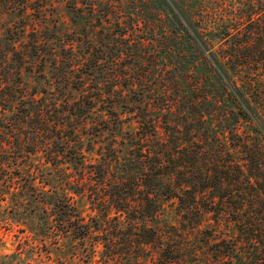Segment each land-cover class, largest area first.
I'll return each instance as SVG.
<instances>
[{"label": "trees", "instance_id": "16d2710c", "mask_svg": "<svg viewBox=\"0 0 264 264\" xmlns=\"http://www.w3.org/2000/svg\"><path fill=\"white\" fill-rule=\"evenodd\" d=\"M131 1L105 0L102 15L98 2L76 8L56 77L75 81L77 98L0 90V166L22 173L6 183L48 205L46 229L88 242L91 252L101 245L110 259L149 245L162 264L184 263L172 255L188 252L207 264L209 251L214 263L264 264V0H144V10L132 11ZM118 2L128 6L115 11ZM111 15L115 38L103 32ZM46 44L32 43L33 59L55 61ZM117 44L135 53L145 45L148 56H100ZM100 134L110 137L96 149L91 137ZM29 145L51 166L54 185L22 155ZM73 194L86 196L94 214L83 215ZM93 234L103 237L88 241Z\"/></svg>", "mask_w": 264, "mask_h": 264}, {"label": "rangeland", "instance_id": "374dc122", "mask_svg": "<svg viewBox=\"0 0 264 264\" xmlns=\"http://www.w3.org/2000/svg\"><path fill=\"white\" fill-rule=\"evenodd\" d=\"M90 2H98L95 3V8L100 10L101 15L106 11L105 0H0V52L2 53L0 54V66L3 72V75H0V90L10 94H19L23 91L35 92L37 96L43 95V92L46 91H53V93L59 94L57 98L60 101L65 98H77L81 93V89L77 90L72 87L76 84L75 81L66 84L64 78L60 76L58 79L56 76L61 74L65 68L64 66L67 65L63 63V60L67 56L68 32L76 27L74 22L80 19L75 10L76 8L88 10ZM177 2L182 5V0H177ZM188 2L189 0H186V4H189ZM127 6L128 4L126 5L123 2L112 5L115 11H118L119 8L124 10ZM143 7H145L144 0L142 2L134 0L129 4L131 11L141 10ZM198 8H200V5ZM202 8L206 7L202 6ZM93 19V15L88 16V23L92 25L93 22H90V20ZM113 19L112 15L105 17L106 23H104L105 29H103V32L112 30V37L115 38L116 35L114 34L118 33L119 29L117 30L114 25L110 24L106 27L108 22H113ZM85 22L87 21L82 18L80 26L84 25ZM89 29L87 32L88 39L93 40L94 45H99V37L90 34L92 32L91 28ZM39 39L47 42L45 50L57 54L55 61L51 59V63L49 62L48 59L51 58L49 54L45 56L47 61H42L43 59L41 60L39 57L33 59L32 53L34 51L31 45ZM132 44L136 45V42ZM114 48L112 51L105 48L104 53L99 52L100 56H117V53H120L118 56L125 60L134 57L136 54L143 57L148 56V48L145 45L140 46L137 53L134 51L136 49L134 45L122 52H118V50L124 48L120 44H117ZM90 52L94 54L95 50L93 49ZM54 63L56 69L53 67ZM117 67L118 71L121 70L119 66ZM5 103L8 105L7 102ZM0 104L3 106L2 103ZM5 114L8 116L10 113L6 111ZM3 116L6 117L4 114ZM0 119L4 121L1 112ZM124 121L127 120L124 119ZM129 127L134 128L135 126L130 124ZM129 127L125 125V128ZM1 130L3 129L0 128V136L3 135ZM97 130H99V126L90 128L89 132L95 133ZM10 134L13 135L12 132ZM102 137V134L99 137L93 135L91 137L93 138L92 146L97 149L99 144H104L110 136L104 137V139ZM84 138L88 141L86 137ZM83 145L86 146L87 143L83 142ZM25 151L22 152V155L27 154L28 159L26 160H30L32 167L37 169V173L42 174L38 175L40 180L49 178L51 184L54 185L58 179L51 166L44 163L41 153H32L30 145L25 147ZM90 154L97 156L94 151ZM3 159L4 156L0 154V160ZM72 171H74L73 175L77 176L75 169H72ZM23 175L24 179L28 178L25 170ZM8 176L20 178L22 173L15 170L8 171L5 166H0V264H162L164 262L165 258L162 251L149 245L140 248L131 247L130 253H118L116 254L117 259H110L108 253L103 252L102 249L104 248L101 245H96L93 248L94 251L91 252L88 242L81 244L78 239L73 237L55 235L44 227L45 224L42 219V208L43 206L48 207V205L38 204L35 201L36 192H32L31 189H21V183H18V181L8 185L5 181ZM38 180L35 179L34 184L40 186ZM25 183L22 180L23 188H25ZM48 188L49 185L42 189L46 191ZM73 201L83 215L88 217L94 214L95 209L91 210L86 196L73 194ZM167 212H170V216L174 215L170 209H167ZM173 220L175 221V218ZM102 237V235L93 234L88 238V241ZM171 240H179V238L166 236L163 242H172ZM175 254L173 253L172 256H180L185 259L184 263L176 264H196L193 261L195 258L193 252ZM197 254L202 255L201 252ZM208 255L211 261L207 264H227L226 257H222L221 262L214 263V254L209 251Z\"/></svg>", "mask_w": 264, "mask_h": 264}]
</instances>
